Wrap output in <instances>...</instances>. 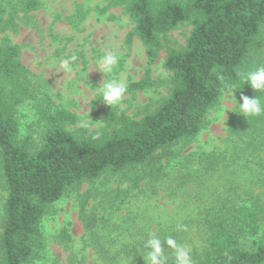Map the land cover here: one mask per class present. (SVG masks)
<instances>
[{"label":"trees","instance_id":"obj_1","mask_svg":"<svg viewBox=\"0 0 264 264\" xmlns=\"http://www.w3.org/2000/svg\"><path fill=\"white\" fill-rule=\"evenodd\" d=\"M0 1V33L18 28L19 13L38 10V0H25L6 11ZM100 14L122 8L133 25L127 37L145 48L144 77L126 86L135 94L165 84L152 77L160 53L168 49L164 67L172 73L168 96L139 121L108 109L105 128L72 131L77 116L54 108L49 99L36 103L37 120L22 135L19 108L37 101L31 73L21 61V47L0 45V178L6 192L0 232V264H34L42 248L43 219L52 206L83 185L131 168L159 174L158 155L189 145L206 126L208 112L227 86L235 99L261 98L244 85L241 74L264 65V0H104ZM7 14V16H6ZM84 17L77 12L76 17ZM73 18L69 23L74 25ZM74 23V24H73ZM189 25L187 45L177 49L169 34ZM235 100V101H236ZM236 110L227 121L231 137L264 139V114L246 118ZM256 141V139H253ZM81 202L88 230L96 221ZM208 249L200 264H264V201L250 195L248 203H223L206 218ZM172 250V249H171Z\"/></svg>","mask_w":264,"mask_h":264},{"label":"rangeland","instance_id":"obj_2","mask_svg":"<svg viewBox=\"0 0 264 264\" xmlns=\"http://www.w3.org/2000/svg\"><path fill=\"white\" fill-rule=\"evenodd\" d=\"M23 1L6 0L3 5L10 12ZM38 1V10L19 13L16 31L0 33V45L8 40L21 47L22 64L30 71L37 94V101L19 108L23 136L37 120L34 105L45 99L54 108L77 116L72 131H98L105 128L103 116L108 109L139 121L168 96L172 78L164 67L168 49L152 67L153 79L165 82L163 86L125 93L121 104L114 107L104 103L95 90L106 79L126 86L138 82L147 69L142 43L134 38L127 44L133 25L122 8L102 15L99 8L105 6L104 0ZM77 12L83 20L76 17ZM191 30L185 25L171 32L173 46L185 48ZM108 51L118 55V64L103 74L97 62ZM235 110L236 101L225 88L192 143L159 153V174L151 176L147 168H131L85 184L55 203L42 221L43 246L34 264H146L145 245L152 231L161 241L173 237L189 250L192 264H200L209 246L208 214L225 202L248 203L251 194L261 195L264 201V139L231 137L227 121ZM86 195V213L96 221L90 230L81 218ZM5 201L0 178V232ZM164 255L167 264H175L173 250L166 244Z\"/></svg>","mask_w":264,"mask_h":264},{"label":"clouds","instance_id":"obj_3","mask_svg":"<svg viewBox=\"0 0 264 264\" xmlns=\"http://www.w3.org/2000/svg\"><path fill=\"white\" fill-rule=\"evenodd\" d=\"M76 59L75 56L72 57ZM67 63V62H65ZM118 64V55L112 51L103 53L101 58L97 62V69L103 74L111 73L115 66ZM244 81V85H250L256 92H264V65L256 67L254 70H249L246 73L241 74ZM229 88V95L235 99L234 93L237 90H233L235 86H227ZM99 92L100 99L107 105L114 107L121 104L122 99L127 91L126 85L122 81L117 80H105V82L95 88ZM242 104L238 102L239 114L244 115L246 118L258 117L264 114V102L261 98H248L242 96ZM178 230H183V225H178ZM167 245L173 250L175 257V264H192L189 250L177 241L169 236L164 241H161L158 234L151 232L149 239L145 245L148 249L144 260L146 264H167V257L164 255V245Z\"/></svg>","mask_w":264,"mask_h":264}]
</instances>
